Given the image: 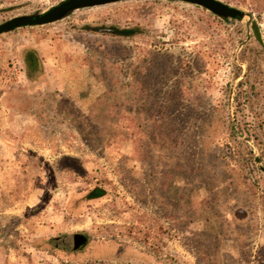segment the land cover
Listing matches in <instances>:
<instances>
[{"label": "rangeland", "instance_id": "rangeland-1", "mask_svg": "<svg viewBox=\"0 0 264 264\" xmlns=\"http://www.w3.org/2000/svg\"><path fill=\"white\" fill-rule=\"evenodd\" d=\"M60 1L0 0V23ZM239 7L120 0L0 34V264H264V10ZM32 40L51 71H21Z\"/></svg>", "mask_w": 264, "mask_h": 264}, {"label": "water", "instance_id": "water-1", "mask_svg": "<svg viewBox=\"0 0 264 264\" xmlns=\"http://www.w3.org/2000/svg\"><path fill=\"white\" fill-rule=\"evenodd\" d=\"M115 1H120V0H62L43 12L15 16L11 19H8L0 23V34L4 32L12 31L18 27L42 25L55 21L65 17L70 12L78 8L101 5ZM180 1H185L196 5H200L216 13L217 15H220L221 17H232L236 19H242L246 15L245 11H243L240 7L230 5L222 0H180ZM252 25L256 39L259 42H262L257 23L252 22ZM73 238L75 242V248H77L81 244L86 243V236L83 234L76 233L74 234Z\"/></svg>", "mask_w": 264, "mask_h": 264}, {"label": "trees", "instance_id": "trees-1", "mask_svg": "<svg viewBox=\"0 0 264 264\" xmlns=\"http://www.w3.org/2000/svg\"><path fill=\"white\" fill-rule=\"evenodd\" d=\"M222 1L230 5L236 6V7L243 6L246 9H248L250 12L264 10V0H222ZM83 29L93 32V33L118 35V36H132L140 32L138 27L120 28L116 25H89L88 24V25H85ZM30 59L34 61L33 58H30ZM261 141L264 143V133H262ZM263 151H264V148H263ZM102 195L103 193H101V189L96 188L93 190L90 196L99 197Z\"/></svg>", "mask_w": 264, "mask_h": 264}, {"label": "crops", "instance_id": "crops-1", "mask_svg": "<svg viewBox=\"0 0 264 264\" xmlns=\"http://www.w3.org/2000/svg\"><path fill=\"white\" fill-rule=\"evenodd\" d=\"M14 49L18 57V62H20V65L23 63L21 71H33V68L30 70V68L26 69L25 67L26 52L27 54L29 52L31 58L33 57L38 62V70L36 71H51L52 67L50 64L53 65L56 54L50 52V48L45 45L43 40H32V43H21L11 48V51L13 52Z\"/></svg>", "mask_w": 264, "mask_h": 264}]
</instances>
